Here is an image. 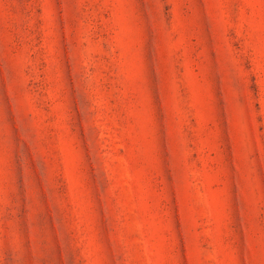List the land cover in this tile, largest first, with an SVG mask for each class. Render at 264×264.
<instances>
[{
  "label": "rangeland",
  "instance_id": "rangeland-1",
  "mask_svg": "<svg viewBox=\"0 0 264 264\" xmlns=\"http://www.w3.org/2000/svg\"><path fill=\"white\" fill-rule=\"evenodd\" d=\"M0 264H264V0H0Z\"/></svg>",
  "mask_w": 264,
  "mask_h": 264
}]
</instances>
